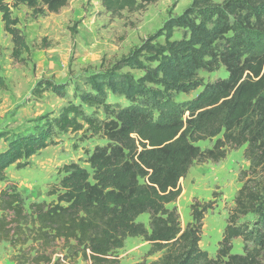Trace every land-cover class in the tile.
I'll use <instances>...</instances> for the list:
<instances>
[{
  "label": "trees",
  "instance_id": "16d2710c",
  "mask_svg": "<svg viewBox=\"0 0 264 264\" xmlns=\"http://www.w3.org/2000/svg\"><path fill=\"white\" fill-rule=\"evenodd\" d=\"M100 1L111 17H118L158 0ZM68 2L0 0V20L10 35L13 58L29 47L11 9L25 5L34 15H45ZM176 29L180 39L172 38ZM159 36L161 42L150 36L111 68L74 81L73 99L56 116L42 115L32 131L11 137L0 151V182H5L0 188V243L17 248L14 264L74 263L78 258L87 264H121L116 251L126 237L136 236L148 243V256L161 254L135 264H262L264 191L250 187V181L237 190L213 257L199 245L204 213L213 202L193 201L192 220L185 227L176 206L169 204L179 199L182 180L194 162H217L244 146L250 173L264 165V0H192L163 24ZM221 67L224 78L203 83L201 71ZM124 68L141 75L135 78L121 72ZM4 86L0 76V89ZM66 88L43 80L33 92L52 91L64 98ZM198 88L190 100L175 101L177 94ZM66 132L101 135L106 142L86 153L89 169L78 162L64 164L62 177L46 192L55 199L31 202L27 211L6 169L24 167ZM210 139H215L211 147L196 144ZM248 213L261 216L253 229L237 223ZM142 214L149 215L148 228L137 221ZM238 237L252 242L249 249L244 244L243 254L231 251ZM58 246L62 257L54 258Z\"/></svg>",
  "mask_w": 264,
  "mask_h": 264
},
{
  "label": "rangeland",
  "instance_id": "374dc122",
  "mask_svg": "<svg viewBox=\"0 0 264 264\" xmlns=\"http://www.w3.org/2000/svg\"><path fill=\"white\" fill-rule=\"evenodd\" d=\"M222 0H213L221 3ZM192 0H158L136 11H122L120 16L111 17L101 5L100 0H69L68 4L57 13L34 15L25 5L11 9L12 16L18 19V29L25 38L28 51H23L20 58L11 55L12 43L10 35L3 29L0 20V76L5 80L0 89V151L7 146L11 137L33 130L42 115L56 116L73 99L74 81L87 73H94L111 68L122 56L140 47L150 36L162 41L159 31L171 17L180 15L190 6ZM181 30L176 29L173 39H180ZM135 78L141 73L137 70L122 69ZM199 76L203 83L224 78L223 67L214 72L201 71ZM50 80L66 85L68 97H59L52 91H44L35 95L34 87L39 81ZM200 88L189 94L179 93L176 102L190 100ZM122 104L127 101L120 98ZM90 111V110H88ZM81 132L61 133L54 137V143L48 144L28 159L27 165L17 169L10 165L6 169L7 178L17 183L25 201V208L31 202L55 199L47 196L51 184L62 177L60 168L70 162H78L88 168L86 153L95 145L105 144L101 135L88 137ZM215 139L199 141L201 148L211 147ZM244 146L230 150L226 156L217 161L194 162L186 177L182 180V193L175 203L182 227L191 222L190 205L213 202L211 209L204 213L203 227L199 245L209 256H215L218 242L222 238L229 214L232 213L237 190L244 182L258 191L264 183V165L256 172L248 170L249 161L243 155ZM256 183V184H255ZM5 182H0V188ZM264 194V192H263ZM261 217V216H260ZM258 213L241 216L238 224L255 227L260 220ZM148 228L149 215L142 214L137 218ZM251 248L252 242H245L238 237L232 240V253L243 254V246ZM148 243L139 236L126 237L122 248L116 251L121 264H135L140 261L149 263L160 256V252L148 256ZM54 258L62 257L61 250L56 247ZM18 253L7 242L0 243V264H14L12 257ZM260 261L264 263V248ZM56 263V262H55ZM57 264V263H56ZM58 264H87L81 258L76 262L59 259Z\"/></svg>",
  "mask_w": 264,
  "mask_h": 264
}]
</instances>
